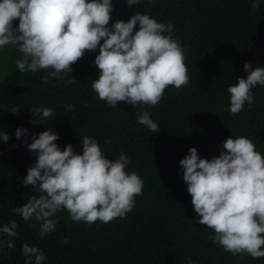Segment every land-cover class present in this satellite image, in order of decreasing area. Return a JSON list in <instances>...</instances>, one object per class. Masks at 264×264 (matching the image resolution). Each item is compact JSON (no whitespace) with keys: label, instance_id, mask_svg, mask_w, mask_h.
<instances>
[{"label":"trees","instance_id":"trees-1","mask_svg":"<svg viewBox=\"0 0 264 264\" xmlns=\"http://www.w3.org/2000/svg\"><path fill=\"white\" fill-rule=\"evenodd\" d=\"M136 11L159 22L172 21L173 36L187 49L189 83L181 89L167 87L152 107L133 108L120 101L112 108L96 98L90 84L99 75L93 63L99 48L85 50L71 73L47 81L41 79L45 70L16 67L20 54L13 46L0 50V130L10 137L0 142V225L17 222L14 247L5 244L0 264H24L25 243L44 251V264H188L189 258L193 264H264V257L232 255L211 242L212 230L194 219L198 217L179 165L190 147L201 158L219 155L230 136L250 138L264 154V86L252 89L251 107L245 104L238 114L227 111V87L246 77L244 63L264 67V5L252 10L251 0H143L129 6L126 0H113L109 26ZM69 104L74 108L67 109ZM41 105L51 107L52 116H32ZM143 110L159 124L158 132L136 122ZM18 127L29 130L27 138H15ZM47 128L58 134L55 143L61 150L71 144L82 154L80 136L90 135L108 159L121 152L129 157L126 170L136 172L144 185L124 218L86 224L61 210L53 217L55 229L41 237L35 221L14 213V207L39 195L22 184L36 158L22 141L31 143L32 134Z\"/></svg>","mask_w":264,"mask_h":264},{"label":"clouds","instance_id":"clouds-1","mask_svg":"<svg viewBox=\"0 0 264 264\" xmlns=\"http://www.w3.org/2000/svg\"><path fill=\"white\" fill-rule=\"evenodd\" d=\"M126 3L131 6L143 0ZM261 5L264 0H251L252 10ZM112 10L113 0H0V50L13 46L20 54L16 67L22 72L45 70L41 79L47 81L71 73L72 64L85 50L99 48L93 61L99 75L90 87L97 99L112 108L120 101L133 108L138 104L152 107L167 87L181 89L189 83L184 62L187 49L173 36L172 21L159 22L136 11L127 21L117 19L109 26ZM243 71L246 77H237L227 87L230 114L240 113L245 104L251 107L252 89L264 86V67L245 62ZM52 114L47 106L32 110V116L40 120ZM136 122L152 133L159 131L147 110L137 113ZM28 134L27 128L18 127L14 136L20 140ZM80 137L82 154L71 144L61 150L52 128L32 134L31 143L22 141L36 157L22 184L31 185L39 195L30 196L13 211L25 221H35L41 237L55 229L53 217L61 210L74 222L108 223L124 218L142 193L143 179L126 170L127 155L121 152L110 160L93 136ZM9 139L0 130V142ZM179 165L198 217L194 219L212 230L211 242L232 255L264 257V154L252 140L230 136L211 159L201 158L196 147H190ZM16 229L15 220L0 225V254L5 244L8 249L14 247ZM21 252L24 264H44L45 253L39 247L25 243ZM188 264H193L191 258Z\"/></svg>","mask_w":264,"mask_h":264}]
</instances>
